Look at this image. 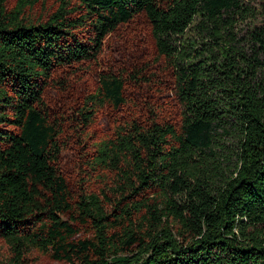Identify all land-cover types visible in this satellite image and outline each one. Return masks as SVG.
I'll return each instance as SVG.
<instances>
[{
  "label": "trees",
  "instance_id": "trees-1",
  "mask_svg": "<svg viewBox=\"0 0 264 264\" xmlns=\"http://www.w3.org/2000/svg\"><path fill=\"white\" fill-rule=\"evenodd\" d=\"M0 264H264V0H0Z\"/></svg>",
  "mask_w": 264,
  "mask_h": 264
},
{
  "label": "rangeland",
  "instance_id": "rangeland-1",
  "mask_svg": "<svg viewBox=\"0 0 264 264\" xmlns=\"http://www.w3.org/2000/svg\"><path fill=\"white\" fill-rule=\"evenodd\" d=\"M240 31V28H239ZM246 30L243 26H241V31L239 32V37H243L245 34ZM99 128V126L95 125L92 129H95V133H96V137L99 138L100 135L103 133V131L101 132V130L97 129ZM91 129V131H92Z\"/></svg>",
  "mask_w": 264,
  "mask_h": 264
}]
</instances>
